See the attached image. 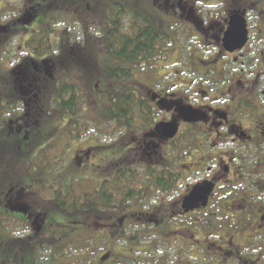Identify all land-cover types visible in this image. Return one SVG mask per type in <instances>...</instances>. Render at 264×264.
Masks as SVG:
<instances>
[{
  "label": "trees",
  "instance_id": "obj_1",
  "mask_svg": "<svg viewBox=\"0 0 264 264\" xmlns=\"http://www.w3.org/2000/svg\"><path fill=\"white\" fill-rule=\"evenodd\" d=\"M4 1L0 0V151L3 155L8 151L9 158L0 155V264H42L44 249L62 250L64 239L76 229L71 226L83 224L89 216L101 217L114 200L116 194L111 192L121 191L126 181L119 172L113 184L101 186L100 193L80 195L74 182L66 191L56 184L65 176L61 172L66 149L89 132L78 117L81 86L59 76L56 66L61 53H67L71 38L55 32L54 26L60 23L57 18L73 10L77 14L83 11L107 26L99 36L104 58L96 63L102 76L94 93L102 95L103 101L95 112L99 122L130 130L149 116L151 107L129 85L111 84L131 80L133 66L158 60L164 40L158 28L163 22L139 10L130 15L122 0H21L10 12H4ZM125 15L132 19V33L122 31ZM45 21L46 26L37 29ZM18 43L7 57V49ZM106 56L116 64L109 63ZM80 69L82 80L83 74L96 81L88 70ZM107 89L112 90L111 96ZM52 122L55 124L48 126ZM119 179L122 185L116 183ZM25 225L27 231L10 230Z\"/></svg>",
  "mask_w": 264,
  "mask_h": 264
},
{
  "label": "flooded vegetation",
  "instance_id": "obj_2",
  "mask_svg": "<svg viewBox=\"0 0 264 264\" xmlns=\"http://www.w3.org/2000/svg\"><path fill=\"white\" fill-rule=\"evenodd\" d=\"M144 2L148 4L147 0ZM169 2L167 0L166 5ZM181 3L177 8L172 7L174 15L179 14L178 10L185 11L193 28L203 26L200 15L194 14L197 10L193 3L188 1L184 8ZM197 3L210 5L204 0ZM219 5L223 13L220 21L212 20L203 36L197 39L198 46L189 52L188 68L191 74L200 77L201 85L180 84L186 89L180 92H177L176 84L157 89L158 82L147 88L148 98L143 99L151 107V112L145 113L149 116L138 120L137 129L118 128L125 151L117 156L127 159L125 166L109 156L105 169L100 171L103 166L98 164L97 158L92 160L94 150L80 152L74 160L88 161L86 167L95 173L93 179L98 185L84 193H100L103 184H113L122 172L126 181L121 191L111 192L116 195H112L114 200L107 211L114 202L119 201L117 204L121 206L125 203L143 205L148 196L155 195L162 203V209L157 208L152 215L143 209L138 215L145 220L154 216L151 226L157 227L158 231L165 227L164 220L167 219L178 222L175 224L178 226L194 216H198L197 221L233 218L235 227L228 237L235 261L238 264H264V29H257L261 25L264 27V21L251 24L254 9L264 14L261 9L264 1L225 0ZM241 22L246 24L247 43L239 49L235 44L227 48L224 43L226 32ZM140 91L142 96L141 88ZM188 110L199 114L196 118L188 117L185 115ZM160 123L176 124V136L168 139L158 134L155 127ZM185 131L189 133L185 134ZM131 134L133 147L127 142ZM94 148L96 152L107 153L113 147L97 143ZM132 152L139 157L138 164L128 159ZM119 180L116 183L122 185ZM208 184L214 188L207 195V201L197 197L190 200L196 187ZM222 190L224 196L220 197ZM124 191L127 193L117 195ZM213 207L215 211H211ZM121 215L122 219H130L133 213L124 208ZM180 228L176 231L186 233L179 241L184 244L185 250L184 247L181 249L187 257L190 245L185 242L187 234L193 237V230L185 225ZM224 236L219 238L224 239ZM216 249L223 250L221 247ZM110 254L103 253L99 260L102 262L107 255L106 263L113 262ZM175 257L173 264H193L189 258ZM138 263H144V260L140 259Z\"/></svg>",
  "mask_w": 264,
  "mask_h": 264
},
{
  "label": "rangeland",
  "instance_id": "obj_3",
  "mask_svg": "<svg viewBox=\"0 0 264 264\" xmlns=\"http://www.w3.org/2000/svg\"><path fill=\"white\" fill-rule=\"evenodd\" d=\"M20 1L21 0H5L3 5V7H5L4 12L13 11L15 6L20 4ZM166 1L167 0H147L149 5L145 4L144 0L121 1L130 15L139 10L147 14L150 13L159 21H162L164 24L162 23L158 30L160 34L164 36V40L160 42L159 47L161 53L157 61L146 63L141 66H133L134 72L131 80L120 81L118 83L113 81L111 86L129 85L130 88L137 87V89H135L139 94H141V88V90H143L142 97L148 98L147 94L149 93V89L147 88L153 87L158 82L159 87L155 85L157 89L161 86L163 89L164 87H171L173 84H176L178 85L177 92L186 91L185 88L179 86L180 84L196 83V85H201L200 77L191 74L188 68L190 62L189 52L190 49L198 46L197 39L203 36L209 24H212V20L221 19L223 15V13H221L222 6L214 1L213 3L210 1V5L208 4L212 6L211 8L208 7L206 3L202 5L197 3L199 1L202 3L203 0H170L167 5ZM188 1L193 3V6L197 10L194 14L200 15L201 23L205 26L195 25L196 27L199 26L197 31L195 30V26L193 28L188 14L185 13V11L183 13L178 10L179 14L174 15L172 10L173 6L177 8L178 4L181 2V6L184 8L185 3ZM204 1L207 2L206 0ZM136 2L137 4H134ZM153 5H155V8ZM261 9L264 10V6L261 5ZM82 13L84 12L81 11V13L78 12L77 14L73 10L66 13V15H59L57 18L60 22L59 25L54 26V28L52 27L58 36L59 33L60 35L71 36L69 39V49L66 51L67 53H61L59 56L60 61L56 66L59 69V76L79 82L81 86L80 92L83 97L81 98L82 111L78 117L83 122L87 132L89 131L83 135L82 140L75 141L66 149V164L61 172V174H65V176H61L64 177V179L60 177L58 179L59 182L56 184L63 191H66L67 186L71 182H74L79 188V195L94 190L98 183L93 179L95 175L92 171L93 169L86 167L88 161L83 163L78 160L75 161V155H79L80 152L85 153L88 150H94L95 154L92 160L94 161V159L97 158L96 161L100 162L98 164L103 166L100 171L105 169V162L108 160L106 157L109 156L116 158L115 161L117 162L118 160L117 163L119 164L123 162V166L128 163L127 159H124V157L120 159L119 156H117L125 151V147L122 144L123 139H120L118 127L110 123L106 124L102 121L99 122L95 112V108L97 109L98 105L103 101L102 95H99L98 92L94 93V87L96 83H99V77L102 76L100 68L96 63H98L101 58H104V52L101 50L102 39H100L99 36L104 32L107 26L101 23L98 17L92 16L91 14L83 15ZM251 15L252 25H255L256 22L264 21V14H261L260 10L256 11L254 9ZM141 18L143 20L145 19V17ZM131 20L132 19H130L128 15L123 16L122 31L124 33H132L134 31L131 27ZM46 21L43 22L42 25H39L37 29L45 27L47 24ZM65 29L69 31L68 34L64 32ZM257 29H264V27L261 25ZM17 47H19V43L17 45H11L6 51V56H12L13 49ZM206 48L208 49L209 47ZM107 59L111 60L109 63L116 64L111 58L107 57ZM7 64H9V62H7ZM74 68L77 70L74 71ZM80 68L88 70V73L92 74L91 76H95L96 81L94 82L92 77H86L82 74L83 81L79 76ZM171 90H173V87ZM112 94L113 92L110 89L107 95L111 96ZM154 107L156 106L154 105ZM159 112L157 114H160ZM8 116L9 115L6 114V118H8ZM54 124L55 122H52L49 123L48 126ZM188 133L186 132L185 134ZM132 137L133 135L131 134L127 142L133 147L135 145H133L134 141L131 140L133 139ZM134 139L137 138L134 137ZM97 143H102L103 145H108L109 148H113L107 153L96 152L94 147H96ZM4 152L6 158H9L8 151L4 150ZM130 154L131 156L128 159H130L132 163L136 162L138 164L139 157H136L133 152ZM0 155H3L1 151ZM140 157L142 159L144 158L141 154ZM223 191L224 190L220 192V197H222V195L224 196ZM118 202L119 201L114 202L108 212L106 210L99 218L89 216L87 219L83 220V224H73L71 227H75L76 229L72 230L71 235L64 239L62 250H52L51 248L44 249L43 253H41L42 264H46L47 262H51L52 264H139L138 260L140 259L144 260V263L141 264H173L176 261L175 256L178 255L184 259L189 258L193 264H238L234 259L233 247L230 245V239L228 237L229 233H231L235 227L234 221L232 220L233 218L221 219L219 221L213 218H205L202 221H197L198 216H194L178 226L175 225L178 224V222L167 219L164 220L165 227L158 231L156 229L157 227L151 226L154 225V216H149L147 220H145L138 215L143 209L151 215L156 212L157 208L162 209V203L159 202L157 196H148L146 203L143 205L125 203L121 206L117 204ZM135 202L137 203L138 201ZM123 207L127 208V211L129 210V212L133 213L130 219H122L121 214L124 209ZM215 210V207L211 209V211ZM191 223H193V225ZM184 225L188 229L193 230V237L187 234L185 242V245H190V247L188 246L190 252L187 257L184 251L185 246L179 241L181 236L186 233L176 231L177 229H182L180 227ZM31 229L35 230L36 228L31 227ZM10 230L13 232H24L28 230V226L25 225V228L19 226L18 229L13 226ZM120 231H124V233L121 235ZM221 235H225L224 239L219 238ZM202 245L205 246V248ZM182 247H184V250L181 249ZM218 247H221L223 250L216 249ZM107 252L111 253L110 255L114 258L113 262L106 263L109 259L107 255L102 262L99 260V257ZM158 260L162 262L158 263Z\"/></svg>",
  "mask_w": 264,
  "mask_h": 264
},
{
  "label": "water",
  "instance_id": "obj_4",
  "mask_svg": "<svg viewBox=\"0 0 264 264\" xmlns=\"http://www.w3.org/2000/svg\"><path fill=\"white\" fill-rule=\"evenodd\" d=\"M225 46L228 48V46H232L233 44L237 45L235 48H242L246 43H247V28L246 24L241 22L240 24L238 23L235 25L233 28H229V30L225 34V40H224ZM199 113L193 112L188 110L186 112V116H191L196 118ZM155 131L168 138H174L178 132V126L174 123H160L157 124L155 127ZM213 186L208 184V185H203L202 187H196L193 190V193L191 195L190 200L194 198H199V200H206L208 198V194H211L213 191ZM189 200V201H190Z\"/></svg>",
  "mask_w": 264,
  "mask_h": 264
}]
</instances>
